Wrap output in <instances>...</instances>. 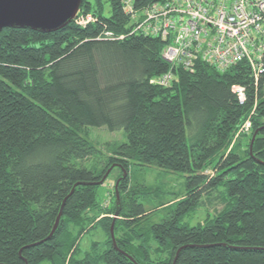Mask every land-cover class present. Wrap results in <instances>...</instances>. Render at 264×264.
<instances>
[{"label":"trees","instance_id":"trees-1","mask_svg":"<svg viewBox=\"0 0 264 264\" xmlns=\"http://www.w3.org/2000/svg\"><path fill=\"white\" fill-rule=\"evenodd\" d=\"M106 1L109 14L83 0L87 24L0 31V264H264V54L257 77L247 60L173 66L165 40L131 33L121 0ZM170 70V85L152 81ZM92 126L127 140L102 149ZM113 164L123 172L103 206L108 177L98 182ZM132 164L183 173L186 189L164 200L161 186L131 182ZM204 196L223 207L180 223ZM94 228L104 239L82 253Z\"/></svg>","mask_w":264,"mask_h":264},{"label":"built area","instance_id":"built-area-1","mask_svg":"<svg viewBox=\"0 0 264 264\" xmlns=\"http://www.w3.org/2000/svg\"><path fill=\"white\" fill-rule=\"evenodd\" d=\"M121 2L129 16L131 33L165 40L162 56L173 66L191 70L198 61H203L226 70L247 60L258 76L264 54V0ZM75 19L79 24L94 20L91 15L78 14ZM175 77L170 70L152 81L168 86ZM234 90L243 102L244 88L234 86ZM250 127L251 121L246 120L242 129L249 131Z\"/></svg>","mask_w":264,"mask_h":264},{"label":"rangeland","instance_id":"rangeland-1","mask_svg":"<svg viewBox=\"0 0 264 264\" xmlns=\"http://www.w3.org/2000/svg\"><path fill=\"white\" fill-rule=\"evenodd\" d=\"M105 12L109 14V3L103 0ZM94 143L104 149L105 144H111L114 142H124L127 140L126 132L124 129L110 130L107 126H92L90 127V136ZM243 139V136L241 140ZM240 140V139H239ZM123 172V168L114 167L110 172V175L106 181L101 184L97 190V199L102 202L103 206H108L112 200H116L114 193V183L117 176ZM213 171H208L212 173ZM130 178L132 183H144L146 185H159L162 191H168L162 199H170L173 196L183 192L186 189V177L183 173L176 171H166L161 168L152 165H136L130 166ZM204 202L197 208V210L191 214L186 215L180 220V223L195 225L202 221L206 215L210 212L215 213L216 210H220L223 207V203L214 199L212 202L207 201L206 197H203ZM103 214V213H102ZM167 213L165 210H161L152 215V220L158 221ZM116 217V215H114ZM104 239V235L100 231V228H94L85 233L80 241V251L83 253L89 249L91 243L94 240L101 241ZM41 264H51L49 260L43 261Z\"/></svg>","mask_w":264,"mask_h":264},{"label":"water","instance_id":"water-1","mask_svg":"<svg viewBox=\"0 0 264 264\" xmlns=\"http://www.w3.org/2000/svg\"><path fill=\"white\" fill-rule=\"evenodd\" d=\"M83 0H0V31L5 27L30 28L41 32L57 31L69 24L79 12ZM255 134L252 137V141ZM116 164L107 170L98 183H102L108 177ZM126 172H124V175ZM122 176V177H123ZM116 184L117 202H120V192ZM63 206L56 218L55 224L48 236L55 232L63 213ZM116 212V216L118 215ZM115 219L111 224V235L116 246L114 234Z\"/></svg>","mask_w":264,"mask_h":264}]
</instances>
